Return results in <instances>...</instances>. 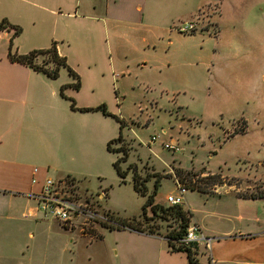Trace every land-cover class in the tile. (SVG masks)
<instances>
[{
	"label": "rangeland",
	"instance_id": "rangeland-1",
	"mask_svg": "<svg viewBox=\"0 0 264 264\" xmlns=\"http://www.w3.org/2000/svg\"><path fill=\"white\" fill-rule=\"evenodd\" d=\"M209 2L212 4L204 6ZM215 18L220 24L219 34ZM192 21L196 22L193 33L178 31L179 26ZM171 26V33L146 43L140 42L145 28L119 26L114 48L98 49L89 57L88 62L100 71V88L80 102L81 106L92 104L94 110L78 109L99 115L100 120L82 132L81 162L65 167L77 172L72 175L79 180L74 192L93 197L95 207L114 219H144L147 195L134 188L132 171L124 178L118 175L113 163L123 157L117 151L120 144L115 142L111 150L107 148L121 132L128 156L120 161V167L127 170L129 165L136 166L140 177H147L144 185L148 195L154 193L155 203L168 205L167 195L179 193L178 175H192L194 181L208 172L220 174V183L210 186L211 194L192 190L184 179L187 189L182 206L194 210L192 221L214 236V242L225 236L228 227L239 226L234 220L236 213L244 218L242 227L264 226V200L224 195L264 189V0H177V21ZM98 106L109 115L96 109ZM244 120L246 132L230 137ZM153 136H158L155 141ZM170 140L181 149L172 152L164 148L163 142ZM62 174L57 178L68 175ZM21 212L15 213L21 217ZM146 213L151 216L149 207ZM47 219L50 224L42 225V229L24 218L16 220L22 228L20 244L14 251L4 247L0 261L9 256L12 264H60L75 256L77 264H126L128 254L122 247L131 239L127 231L110 230L109 225L98 228L99 223L96 226L101 236L91 238L78 227L61 232L55 219ZM164 228L162 224L161 230ZM159 246L173 252L161 238ZM226 247L233 250L230 255H244L243 261H263L259 257L262 246L256 242L250 246L228 242ZM180 255L183 258L175 254L174 261L180 257L188 264L185 254ZM158 257L169 263L164 260L168 254ZM198 259L206 264L203 255ZM128 264H148V251L135 249Z\"/></svg>",
	"mask_w": 264,
	"mask_h": 264
},
{
	"label": "crops",
	"instance_id": "crops-1",
	"mask_svg": "<svg viewBox=\"0 0 264 264\" xmlns=\"http://www.w3.org/2000/svg\"><path fill=\"white\" fill-rule=\"evenodd\" d=\"M210 4L212 2L204 6ZM220 11L219 8V15ZM2 18L21 28L17 36H13V29L0 31V251L4 247L14 251L16 244H20L19 233L22 232L16 220L24 218L39 229L50 224L46 222L51 217L38 209L34 195L39 193L45 178L59 179L58 173H77L65 167L75 161L81 162L82 132L100 120L99 115L79 110L92 107V104L81 106L80 102L86 94L95 95L100 88V71L96 64L88 62L89 57L98 49L114 48L119 26L129 30L145 28L140 37V42L145 43L171 33V25L177 21V0H0ZM214 20L219 34L220 24L217 18ZM53 42L73 74L66 67H61L58 76L52 79L29 65L9 59L10 49L26 54L47 49ZM165 52L162 57L167 63ZM184 52L186 56L188 51ZM77 80L80 86L75 89L73 84ZM71 100L74 108H71ZM224 195L242 198L233 193ZM19 209H22L21 217L15 213ZM189 211L193 215L194 210ZM234 216L239 226L228 227L225 236L215 242V237L206 234L205 228L191 218L206 237H212L207 254L203 245L197 246L198 263V255H203L206 264H252L248 260L243 261L244 255H230L233 250L226 247L228 242H242L247 246L256 242L262 246L259 257L264 260V226L246 224L242 227L240 222L244 218L237 213ZM57 229L64 230L60 225ZM121 230L127 231L131 238L122 247L128 254L126 264L137 248L148 251V264H164L158 257L164 254H168L164 257L168 264H185L180 259L183 258L181 253L187 258L185 252H169L159 246L160 238L166 241L163 236L129 228ZM97 232L96 237L101 236L98 228ZM28 235L34 238L33 233ZM71 243L73 246L76 244L74 241ZM115 253H119L118 249ZM175 254L180 256L177 263ZM1 263L13 262L7 256ZM60 264H77L76 258L64 259Z\"/></svg>",
	"mask_w": 264,
	"mask_h": 264
},
{
	"label": "trees",
	"instance_id": "trees-1",
	"mask_svg": "<svg viewBox=\"0 0 264 264\" xmlns=\"http://www.w3.org/2000/svg\"><path fill=\"white\" fill-rule=\"evenodd\" d=\"M8 29H13V36H17L21 32V28L17 25H12L9 23V21L6 18L0 19V31ZM194 32V31H193ZM192 32V33H193ZM9 59L13 62H19L22 64H26L34 68L35 70L44 73L49 78H56L59 73V69L61 67H66L70 74H73V71L70 69V67L67 65L65 57L59 56L56 48L55 42L51 44V46L47 49H37L32 50L26 54H18L17 52H12L11 49L8 53ZM80 86L79 80H77L73 87L75 89H78ZM71 108H74L73 100H71ZM96 109H101L104 114L109 115V113L106 112V110L102 106H98ZM80 110L89 111L94 110V108H82ZM112 115V114H111ZM115 116V115H114ZM116 117V116H115ZM243 125L238 131L234 132L230 137L235 136L236 134H243L246 132V121H242ZM121 128H123V122H121ZM115 142L120 143L119 148L117 151H120L123 153V157L120 158L118 161L114 162L113 165L118 173L119 176L124 178L127 174V172L130 170L133 172V183L134 188L142 195H147L146 202L143 205V215L144 219L142 221H136V220H118L115 219L120 226L118 227H112L108 226L110 230L122 229V227L129 228L130 230L139 231V232H146L149 234H155L163 236L167 244L172 251H182L186 253L188 264H199L197 261V251L198 247L196 244H185L181 239L184 237L186 228L188 227L189 223L191 222L192 214L189 210L184 209L182 205H163L155 203L153 194H147V189L144 185L146 178H141L140 175L137 172L136 166L129 165L127 167V170H122L120 167V161L126 160L128 156V147L125 145L124 140L121 136V132L118 138L113 139L108 142L107 148L112 149L111 145ZM178 172L181 173L180 170ZM205 171H201L200 173H203ZM177 173V170H176ZM207 175L205 177H200L198 179H195L193 181V177L191 176H184L179 177L178 175V182L182 183L184 185H187L186 180H188L189 183L192 185V190L196 189L198 192L203 193H212L209 191L210 186L217 185L220 183V174L219 173H206ZM157 176L156 174H154ZM161 176V175H159ZM198 176V175H197ZM159 178V177H158ZM66 181H69L73 184H76L79 180H77L72 175H67L65 177ZM242 198L245 199H264V189L252 192L250 194H243L239 195ZM151 209V216H147L146 210L147 208ZM114 218V217H113ZM162 224L165 225L164 230L162 229Z\"/></svg>",
	"mask_w": 264,
	"mask_h": 264
},
{
	"label": "built area",
	"instance_id": "built-area-1",
	"mask_svg": "<svg viewBox=\"0 0 264 264\" xmlns=\"http://www.w3.org/2000/svg\"><path fill=\"white\" fill-rule=\"evenodd\" d=\"M174 28L177 29V26ZM195 29V21L178 27V31L183 33H192ZM162 132L165 133V131ZM157 137L158 136H153L152 140L155 141ZM163 147L172 152H177L181 149L178 144L172 140L163 142ZM175 180L179 193L176 195L168 194L166 200L170 205H182L183 193L187 187L179 183L176 177ZM34 197L38 201V209L43 214L55 219L65 230H73L78 227L82 234L96 237L98 235L96 230L99 223L100 226L98 228L108 225L112 227L121 226L113 216H110L111 214L108 215L106 212L102 213L95 207L96 204L93 201V197H82L76 194L74 192V184L66 181L65 178H45L39 193L34 195ZM99 197H103V194ZM181 240L185 244L203 245L207 254L210 249L212 237H206L200 231V227L197 224L190 222ZM210 262L212 263L211 260ZM261 264H264V260Z\"/></svg>",
	"mask_w": 264,
	"mask_h": 264
}]
</instances>
